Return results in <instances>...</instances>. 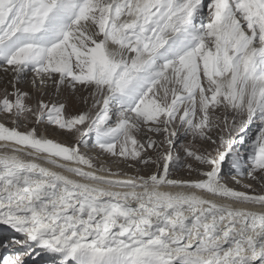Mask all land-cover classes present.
<instances>
[{"label": "snow or ice", "instance_id": "snow-or-ice-1", "mask_svg": "<svg viewBox=\"0 0 264 264\" xmlns=\"http://www.w3.org/2000/svg\"><path fill=\"white\" fill-rule=\"evenodd\" d=\"M0 70V264H264V0H0Z\"/></svg>", "mask_w": 264, "mask_h": 264}, {"label": "rangeland", "instance_id": "rangeland-1", "mask_svg": "<svg viewBox=\"0 0 264 264\" xmlns=\"http://www.w3.org/2000/svg\"><path fill=\"white\" fill-rule=\"evenodd\" d=\"M12 79V74L11 73H8V74H5L2 70H0V91H2L4 88H8L9 91L12 90V85L9 83V81ZM28 79H30L29 82H27L28 84L23 83L21 85H19V87L23 90V91H27L29 92L32 97H33V100L30 101V102H34L37 98H42L45 102H64L65 101V96L66 94L65 93H61L60 95H57L55 92H54V89L49 86L47 88H44V87H41L39 85V81H37V84L36 86H33L32 84V76L29 77ZM44 90L42 93L39 94V91L41 90ZM79 95V93L77 94V96ZM77 106L79 107H82V105H78V101L76 102V104H72L70 103L69 105V110L70 111H74L76 110ZM3 118L0 117V121H2ZM9 126H11L9 124ZM48 133L49 135H51L53 138L57 139V140H65V139H68L64 133L62 132H56L53 128H49L48 129ZM124 167V170L129 172V174H133L132 173V170L131 169H127L125 166H122ZM180 176H184V177H187V173L186 172H181L179 173ZM246 183H253L254 185V188H256L257 191H261V186L259 184H256L252 181H245ZM240 190H244V189H240ZM6 234V233H5ZM15 251V250H13ZM2 252V250L0 251ZM32 261H37V263L35 264H47V262L45 260H41L38 259V258H33L32 256H28ZM28 257H25V261L27 262L28 261ZM32 261H28V262H32Z\"/></svg>", "mask_w": 264, "mask_h": 264}, {"label": "bare ground", "instance_id": "bare-ground-1", "mask_svg": "<svg viewBox=\"0 0 264 264\" xmlns=\"http://www.w3.org/2000/svg\"><path fill=\"white\" fill-rule=\"evenodd\" d=\"M29 77H30V76H29ZM29 77H28V78H29ZM29 81H30V79H28V81H27V82H29ZM27 82H26V84H28ZM0 231H3V230H2V229H0ZM5 233H6V232H5ZM6 234H7V233H6Z\"/></svg>", "mask_w": 264, "mask_h": 264}]
</instances>
